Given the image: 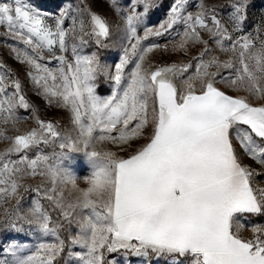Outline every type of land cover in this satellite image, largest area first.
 Segmentation results:
<instances>
[{"label": "snow or ice", "instance_id": "snow-or-ice-1", "mask_svg": "<svg viewBox=\"0 0 264 264\" xmlns=\"http://www.w3.org/2000/svg\"><path fill=\"white\" fill-rule=\"evenodd\" d=\"M253 8L0 0V264H264Z\"/></svg>", "mask_w": 264, "mask_h": 264}, {"label": "rangeland", "instance_id": "rangeland-1", "mask_svg": "<svg viewBox=\"0 0 264 264\" xmlns=\"http://www.w3.org/2000/svg\"><path fill=\"white\" fill-rule=\"evenodd\" d=\"M39 2L47 4V5H53L56 3H60L61 0H39ZM77 2H79V0H73V3H77ZM192 2H195V0H192ZM210 2H211V0H210ZM217 2L227 4L228 0H217ZM252 2L256 5V8H253L251 11L255 16H258L260 10L264 9V0H252ZM0 31H3V29L0 28ZM159 42L164 43V42H166V40H165V38H160ZM156 58H157V60H164V61H168V62H171L172 60L177 59V57L175 55L170 56L168 54H163V55L158 54ZM0 60H3L9 67L13 68V70L16 71L18 74H22L23 66L19 65L12 57H10L7 54V48L3 45L2 42H0ZM109 62H111V60H109ZM99 91L101 94L107 93V89L104 88L103 86L99 89ZM29 97L33 102H35L37 105H40L42 107L41 115L43 116L45 114L44 110H43V105L45 102L43 101V99L40 97H37L32 92H29ZM21 112H22V114H24L23 110H21ZM46 115H47V117L51 118L53 116L60 115V113L56 109L49 108V109H47ZM32 126H34V122H32V121H28V122L21 125V127H23V128H29ZM2 147H3V144L0 143V148H2ZM258 179L264 180V177H258ZM31 198H32V196H31V194H29L28 196H26V201L31 200Z\"/></svg>", "mask_w": 264, "mask_h": 264}]
</instances>
